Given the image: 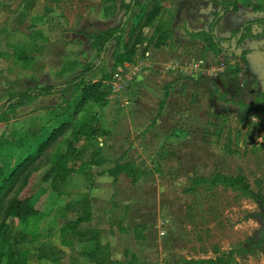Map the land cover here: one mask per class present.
<instances>
[{"label":"rangeland","instance_id":"1","mask_svg":"<svg viewBox=\"0 0 264 264\" xmlns=\"http://www.w3.org/2000/svg\"><path fill=\"white\" fill-rule=\"evenodd\" d=\"M207 1L213 0H175L171 6L166 0H136L126 18L120 4L132 0H0L2 173L9 175L52 129L68 124L30 169L37 214L9 223L0 210V236L28 235L13 246L12 255L0 242L1 264H95L86 256L94 250L102 264H189L236 249V264H264V103L251 108L264 92V23L254 25L240 44L234 34L238 25L229 23L221 34L218 26V47L205 49L187 36L186 23L190 17L210 25ZM236 2L232 22L264 17L247 0ZM157 5L161 11L152 26L134 31L133 37L141 35L145 42L126 62L136 43L133 38L122 46L130 28ZM122 22L118 50L112 41L99 55L94 36ZM199 29L192 25L190 30ZM155 42L182 52L175 70L164 68L165 57L154 54ZM190 50L196 63L202 59V67L185 65ZM248 53L256 54L251 70L243 63ZM95 66L85 81L102 83L99 96L76 114L79 87L36 95ZM118 69L120 77L115 76ZM166 71H176L177 80L164 79ZM69 141L76 158L69 163L73 174L64 191L55 193L41 176L59 162ZM98 150L107 163L87 167L92 157L99 158L93 155ZM116 161L140 172L136 183L119 174L111 187L107 171ZM213 173L245 176L255 197L192 186L196 176ZM20 187L21 182L7 199ZM95 208L105 212L101 218L119 222V228L128 226L130 237L114 239L111 231L108 238L105 231L94 243L91 233L80 236ZM110 241L117 253L113 260ZM39 249L48 260L41 259Z\"/></svg>","mask_w":264,"mask_h":264},{"label":"trees","instance_id":"2","mask_svg":"<svg viewBox=\"0 0 264 264\" xmlns=\"http://www.w3.org/2000/svg\"><path fill=\"white\" fill-rule=\"evenodd\" d=\"M237 0H219L218 4L220 5V10L218 12H213V20L210 23L208 30H203L199 32H189L186 31V34L192 40H197V42L202 43L205 46V49L211 50L218 47V38H216L214 29L220 20L221 16L226 12H235L237 10ZM251 5L254 12L262 13L264 12V0H247ZM137 5L136 0H132L129 4H124L123 2L120 4L121 8L125 9L124 16L129 18L132 15L134 7ZM160 5L155 6L152 11L147 15L145 14L144 18L139 19L136 24H134L129 33L127 34V42L122 46L127 48V43L133 38H135L136 43L133 45L127 55L126 62L130 61L131 58L135 56L136 53V45H141L145 42L144 38L139 36H134L135 30H141L145 27H151L154 20L157 18L160 12ZM122 22L119 26L113 29H108L103 31L96 36H94V47L97 49L99 55L101 53L108 50L109 45L112 41L115 42V50L117 51L120 45L123 24ZM264 23V17L259 18L250 22L245 23L237 30L234 31L235 34V43L240 44L241 41L244 40L245 37L251 34V28L256 24ZM165 44L155 42V47L159 48ZM245 53L242 54V61L244 59ZM124 61H121V63ZM120 63V64H121ZM244 65L247 62H243ZM96 69L95 67L89 68L83 71L81 74L72 78L71 80L66 81L63 85L60 86H47L44 89L37 90V96H54L57 93H66L71 89L80 88V96L76 100V108L74 110V114L79 112L87 103L94 101L98 98L99 92L102 87L101 82H87L85 78L92 73ZM102 92V91H101ZM35 95V96H36ZM30 96H28L29 98ZM264 103V92H260L256 95L255 101L251 108H256V106L260 107V104ZM240 106L247 110L249 106L240 103ZM12 107V106H10ZM68 124L66 122L62 123L58 127L52 129L51 133L46 137V139L41 140L37 144L36 150L25 156L21 159L11 170L9 175L6 173H2V169L0 170V210H2L4 218L9 220V223L13 220L23 221L28 217H32L37 214V210L34 208L32 203V197L34 194L33 183L35 180L34 173L31 172V167L34 163L39 159V157L53 144L58 137H60L64 131L67 129ZM73 142L69 141L67 143V151L64 155L59 158V162L57 164L52 165L42 176L41 181L44 183H48L51 190L55 193H62L64 191V187L69 179V177L73 174V170L69 167V163L74 164L75 157L72 155L70 149L73 148ZM99 155V158L92 157V159L86 164L87 167H100L107 163V160L100 155L99 150L94 151L93 155ZM160 159H165L163 154H161ZM133 169V170H131ZM134 168H127V165H120L118 161L114 162V167L108 171V175L113 177L114 180H117L119 174H124L125 177L130 178L131 183H136L138 180V174H135ZM21 182V187L16 191L14 197L7 199V195L15 190L17 185ZM192 186L194 187H204L206 189H214L218 187H222L227 190H232L235 192H239L248 197H255L254 192L247 179L243 175H224L221 173H213L209 176H196L193 179ZM77 223L83 222L80 218H77ZM9 225V224H8ZM87 233H91L92 236L89 238V241H93L94 243L97 241L96 236L99 235V232L96 230L87 229L80 233V236H87ZM28 235L23 232H18L16 234H12V236L1 234L0 242L7 245V249H10V255L13 254V246L17 245L20 242L27 241ZM83 239V238H82ZM81 239V240H82ZM92 239V240H91ZM96 240V241H95ZM250 247H253L251 245ZM42 253L41 259H49L47 254H43V250H38ZM235 253H240L239 250H230L228 253H225L223 256H216L214 259L209 260H198V261H189V264H236L235 262ZM86 256L88 259L92 260L95 264H102L100 261L96 260V252H87ZM10 258V257H9ZM1 264V261H0ZM118 264V263H113Z\"/></svg>","mask_w":264,"mask_h":264},{"label":"crops","instance_id":"3","mask_svg":"<svg viewBox=\"0 0 264 264\" xmlns=\"http://www.w3.org/2000/svg\"><path fill=\"white\" fill-rule=\"evenodd\" d=\"M166 1H167V4L166 5L171 6V3H173L175 0H166ZM218 1L219 0H213L212 3L209 2V1H207V3L209 4V6L211 8L212 13L213 12H218L220 10L219 9L220 6L218 5ZM251 9H252V7H251ZM234 13L235 12H226V13H224L221 16L220 20L218 21L217 25L215 26V29L216 30L214 31V33L216 32V34H217V30H218V26H219V33L221 34V31L225 30V28L228 29V27H230V26H228V25H230L229 23H231L232 25H238V26H236L238 28H239L240 24L241 25H244V24H242L243 23V20H237L236 23L232 22L233 21L232 15ZM209 14H211V13H209ZM258 14H262V13H258ZM263 14H264V12H263ZM195 19H192L190 17L187 19V23L186 24L188 26L189 32H191V31H193V32H199V31H203V30H205V31L208 30V27L206 28V26H209L207 22L206 23L204 22V25H202L201 23H199V20L197 18H195ZM208 19L209 18H207V21H208ZM192 25H199L202 29H199V30H190L192 28ZM203 27L206 28V29H204ZM246 42L249 43V42H253V41H252V39H248V40H246ZM170 48L171 47L170 46H167V45L160 46L159 48H156L154 50V52H155L154 54L156 56L162 55V56L165 57L164 59H166L167 62L166 63L164 62L165 63L163 65L164 68L171 67L173 70H175L176 69L174 67L175 63H182V62H180L183 59V58L180 57L182 55V52H180V50H171ZM242 48L244 49V43H243V47ZM191 51L192 50L186 52V54H188V56L186 55L184 57V58H188V61H189V62H187L185 64L187 67H188V65L193 64V63H196V61H198L197 60L198 57L191 56ZM193 51H192V54H194ZM255 55H256L255 53H248V56H247V64H249L248 65L250 67L249 70L255 68V64L252 62V61H254V58L256 57ZM199 60L202 61V59H199ZM177 77L178 76H177V72L176 71H166L165 74L163 75V78L164 79H168L169 81L177 80V79H175ZM176 82L178 83V82H180V80L179 81H176ZM108 171H107V175H108ZM108 177L111 178V180H112V182H111V187H112V183L114 185L115 180L113 179V177H111L109 175H108ZM97 192L98 193L101 192L100 188H98V191ZM92 206H96V205H93L92 204ZM104 213L105 212H102V211H96V208H95L94 209V213L92 212V217L93 218H90L89 222L86 223V225H88L87 228L88 229H92V230L94 229V230L98 231L100 233V237L104 234L105 231H107V233H108V238L111 237V235H109V234H111V231H113V233H114V239H117V238L122 239V237H130V232L131 231L128 229V226L127 227L126 226H123L124 228H122V227L119 228L118 227L120 225L119 222H117V221L114 222V220L112 218H101V216ZM90 222H91V225H90ZM110 240H111V238H110ZM138 241H141V239L138 240ZM108 251H110V253L112 255L110 259L113 260V258H114L113 257V254L116 253V248H114V243L112 241H110V249ZM124 251L125 250L122 249V253Z\"/></svg>","mask_w":264,"mask_h":264},{"label":"built area","instance_id":"4","mask_svg":"<svg viewBox=\"0 0 264 264\" xmlns=\"http://www.w3.org/2000/svg\"><path fill=\"white\" fill-rule=\"evenodd\" d=\"M201 64H202V61H199L198 63H193L192 65H193V67L195 68V69H198V68H200L201 67ZM144 65V64H143ZM120 73H121V71H119V69H118V72L115 74V76L117 77V76H119L120 75ZM120 77V76H119ZM115 86V85H114ZM117 88H119V87H121L120 85H118V86H116ZM116 87H114L115 89H116Z\"/></svg>","mask_w":264,"mask_h":264}]
</instances>
